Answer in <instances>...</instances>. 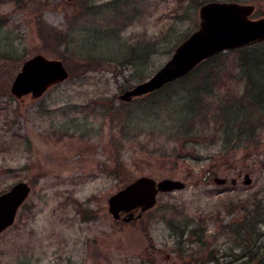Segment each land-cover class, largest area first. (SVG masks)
Instances as JSON below:
<instances>
[{
	"label": "rangeland",
	"instance_id": "rangeland-1",
	"mask_svg": "<svg viewBox=\"0 0 264 264\" xmlns=\"http://www.w3.org/2000/svg\"><path fill=\"white\" fill-rule=\"evenodd\" d=\"M216 1L253 4L251 17H264V0ZM204 3L0 0V194L19 181L31 187L0 235V264L242 263L225 225L242 219L239 201L264 196V133L249 151L220 157V141L191 139L179 158L171 126L176 115H187L181 107L137 115L138 102L119 99L199 28ZM51 32L62 37L57 45L45 42ZM39 53L60 59L69 77L41 98H17L13 80ZM237 58L218 72V94L204 90L189 115L218 116L225 95L244 90ZM146 175L186 186L160 193L141 218L115 220L109 198ZM215 177L227 180L217 184ZM191 228L204 233L202 244Z\"/></svg>",
	"mask_w": 264,
	"mask_h": 264
},
{
	"label": "trees",
	"instance_id": "trees-1",
	"mask_svg": "<svg viewBox=\"0 0 264 264\" xmlns=\"http://www.w3.org/2000/svg\"><path fill=\"white\" fill-rule=\"evenodd\" d=\"M206 1L208 0H201V3ZM46 36L45 42L49 46L50 40H53V45H57V40L62 38L52 32ZM237 54L239 75L245 79L244 90H230L224 100L216 106L218 116L189 115L195 110V104L191 102L196 97H201L206 89H209L212 95V92H217L216 84L222 86L221 83H216L218 72L225 67L232 55ZM94 62H91L92 66L96 65ZM133 102L139 103L137 115L152 112L160 106L181 107L187 114L176 115L175 123L171 126L172 136L180 139L176 141L174 149L179 158L186 156L184 147L187 142L203 136L220 141L215 157L229 156L238 149L249 151L251 147L260 144L264 133V42L219 53L202 62L184 78L168 83L154 92L134 99L131 103ZM172 131L170 129V132ZM244 201L245 199L238 202V208L242 207V219L225 225L226 234L229 236L227 238L240 249L238 256L243 260L241 264H264V231L261 230L264 225V196L254 192L246 199V203ZM228 205L235 206L233 200ZM199 231L190 229L191 236L197 233V241L202 244L204 233L199 234Z\"/></svg>",
	"mask_w": 264,
	"mask_h": 264
},
{
	"label": "water",
	"instance_id": "water-1",
	"mask_svg": "<svg viewBox=\"0 0 264 264\" xmlns=\"http://www.w3.org/2000/svg\"><path fill=\"white\" fill-rule=\"evenodd\" d=\"M254 12L255 5L235 1L214 0L201 4L199 28L176 48L171 58L150 79L125 89L119 94V99L130 103L184 78L202 62L219 53L264 42V17L252 18ZM23 64L11 87L17 98L26 95L33 99L41 98L50 88L69 77V71L60 59L40 53ZM226 180L215 177L217 184H224ZM244 182H252L249 174H246ZM185 186L183 181L170 178L157 181L147 175L139 177L109 198L110 213L115 220L131 222L154 208L160 193L182 190ZM30 190L26 182L19 181L0 194V235L15 223Z\"/></svg>",
	"mask_w": 264,
	"mask_h": 264
}]
</instances>
